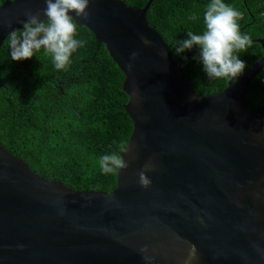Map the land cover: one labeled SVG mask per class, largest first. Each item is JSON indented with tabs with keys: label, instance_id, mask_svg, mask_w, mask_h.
<instances>
[{
	"label": "water",
	"instance_id": "obj_1",
	"mask_svg": "<svg viewBox=\"0 0 264 264\" xmlns=\"http://www.w3.org/2000/svg\"><path fill=\"white\" fill-rule=\"evenodd\" d=\"M152 2L90 0L89 21L73 14L124 75L128 169L110 193L73 191L0 145V264H148L145 255L184 264L191 246V264H264V105L252 109L247 99L264 54L227 89L198 95L147 22ZM45 7L4 2L0 47L26 12ZM146 164L147 190L138 175Z\"/></svg>",
	"mask_w": 264,
	"mask_h": 264
},
{
	"label": "trees",
	"instance_id": "obj_2",
	"mask_svg": "<svg viewBox=\"0 0 264 264\" xmlns=\"http://www.w3.org/2000/svg\"><path fill=\"white\" fill-rule=\"evenodd\" d=\"M7 1L12 0H0V7ZM120 1L143 8L149 0ZM224 2L242 14L238 21L241 34L252 38L251 46L238 53L246 71L264 54L256 42L264 40V0ZM208 3L153 0L146 14L149 26L171 49L176 70L201 96L227 89L243 74L210 79L198 58V48L175 53L178 41L188 32L203 30ZM22 31H16L17 35ZM10 36L0 47V145L41 178L73 191L112 192L117 172L102 173L99 159L118 151L121 144L127 145L133 131L124 109L128 97L122 88L123 73L85 27L78 26V39L86 43L63 71L55 69L43 49L31 59L12 60ZM247 99L252 109L264 105V66L249 83ZM262 132L264 138V116Z\"/></svg>",
	"mask_w": 264,
	"mask_h": 264
},
{
	"label": "clouds",
	"instance_id": "obj_3",
	"mask_svg": "<svg viewBox=\"0 0 264 264\" xmlns=\"http://www.w3.org/2000/svg\"><path fill=\"white\" fill-rule=\"evenodd\" d=\"M46 7L35 13L26 12V21L23 22V31L17 35L14 31L10 36V55L12 60L21 61L31 59L42 49L52 58L55 69L67 70L74 54L84 47L86 41L78 39V24L74 19L90 20V0H44ZM241 13L224 0H209L203 12V30L199 33L188 32L186 38L178 41L175 48L177 55L199 49V60L203 70L211 78H235L244 73L246 64L238 53L246 50L252 44V38L241 34L238 21ZM46 18V19H44ZM196 20L198 17L191 16ZM143 43L151 42L142 37ZM139 56L133 52L130 59L135 61ZM129 71L132 64H128ZM129 146L121 144L118 151L104 154L99 159V167L104 174H115L117 171L127 170L129 163L123 158ZM150 164L139 172V183L145 190L151 187V180L146 172L151 171ZM143 253L148 248L141 249ZM195 246H191L184 264H191L195 258ZM151 264V257L144 256Z\"/></svg>",
	"mask_w": 264,
	"mask_h": 264
}]
</instances>
